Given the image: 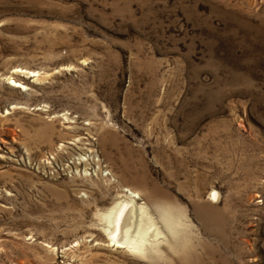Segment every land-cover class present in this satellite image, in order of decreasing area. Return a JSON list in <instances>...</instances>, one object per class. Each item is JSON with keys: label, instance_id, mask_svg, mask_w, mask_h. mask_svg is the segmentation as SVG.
Masks as SVG:
<instances>
[{"label": "rangeland", "instance_id": "1", "mask_svg": "<svg viewBox=\"0 0 264 264\" xmlns=\"http://www.w3.org/2000/svg\"><path fill=\"white\" fill-rule=\"evenodd\" d=\"M0 264H264V0H0Z\"/></svg>", "mask_w": 264, "mask_h": 264}, {"label": "bare ground", "instance_id": "2", "mask_svg": "<svg viewBox=\"0 0 264 264\" xmlns=\"http://www.w3.org/2000/svg\"><path fill=\"white\" fill-rule=\"evenodd\" d=\"M25 73L36 74L35 71L31 70ZM157 200L160 199L158 198ZM160 202L162 201H158L157 203L160 204ZM157 210H160L159 217L164 222L166 228L169 230L173 229L174 215L171 209L168 206H158ZM98 220L101 230L108 237L111 244L116 245L122 250H126L131 255L141 258L151 256V252L148 251L147 247L149 237L153 235L156 237L163 233L157 224V220L148 213L144 205L135 208L130 201L124 199L114 201L103 209L102 212H99Z\"/></svg>", "mask_w": 264, "mask_h": 264}]
</instances>
